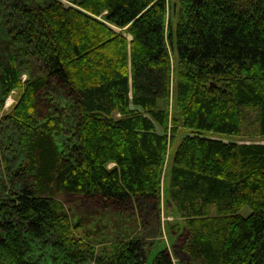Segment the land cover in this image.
Returning <instances> with one entry per match:
<instances>
[{
  "label": "trees",
  "instance_id": "16d2710c",
  "mask_svg": "<svg viewBox=\"0 0 264 264\" xmlns=\"http://www.w3.org/2000/svg\"><path fill=\"white\" fill-rule=\"evenodd\" d=\"M69 1L14 0L5 24L0 108L21 90L1 116L0 264H264V142L219 137L247 123L264 138V0ZM51 77L75 106L72 128L74 112L36 115ZM178 125L189 132L162 177ZM161 185L183 215L187 259L160 248L147 263L137 236L98 250L56 196L121 207Z\"/></svg>",
  "mask_w": 264,
  "mask_h": 264
},
{
  "label": "rangeland",
  "instance_id": "374dc122",
  "mask_svg": "<svg viewBox=\"0 0 264 264\" xmlns=\"http://www.w3.org/2000/svg\"><path fill=\"white\" fill-rule=\"evenodd\" d=\"M1 1L4 2V8L0 10V50L2 48V41H4L3 38L6 36V25L8 26L14 22V16L9 14V12L11 13V10L13 11L14 0ZM62 1L65 4H73L69 0ZM170 1L173 0H168V3H170ZM39 2H44V0H39ZM98 17L100 16L98 15ZM112 27H114L116 30L120 29V27L114 25H112ZM128 38H130V34H128ZM21 77L23 80L30 77L28 68L22 66ZM20 90L21 87L12 89L5 97L3 107L0 108V140L3 135V131L9 130V126H7L5 123L6 120L2 119L1 116L7 110H9L12 104H14L15 100L19 96ZM46 91L47 93L44 91L37 97L39 113L37 112L36 115L39 117L42 116V112L46 111V109H59L66 114L70 113V116L72 114L71 112H74V116L72 115V117L68 120L69 124L67 123L68 126L72 128L70 123L72 125L76 124L77 115L75 112V106L71 105L72 101L70 100L66 88H64L54 77H51L47 83ZM173 93L170 95V101L167 103L169 114L172 112L171 107L173 105ZM170 117L171 116L169 115V118ZM170 126L171 122L169 120L168 130L166 131L169 137L171 136ZM177 128V134L175 135L174 142L171 145V148H167L162 169L163 171L161 173L162 177L164 175L165 166H167L169 162L170 153L173 151L174 147H176L180 138L189 132L188 129L184 128L182 125H178ZM251 128V125L246 123L243 127V131L239 135H219V137H221L223 140L231 139L235 141L264 142V138L246 134ZM11 131L14 132V130ZM68 135L69 133L66 131L63 133V136L58 134L57 139L59 143L62 144L64 139L66 142H68ZM1 149L2 147H0V153ZM7 151L9 152V155H21L20 151H13L10 147L7 148ZM4 165L5 163H1L0 169H3ZM7 182L8 184L10 183L9 181ZM161 184H163V182ZM160 187L161 192L159 198L155 197L149 202L131 199L121 207L111 202H105L99 197H90L76 193L56 192V196L62 200L69 210V213L73 219L75 233H77L79 236H82L84 230L89 231V240L96 246L98 250L104 244H108L111 240H114L117 237L137 236L141 237L145 242L148 256L147 263H150L155 252L160 248H166L175 261L178 259H187V254L181 249L182 243L187 235V231L183 227V215L179 212L169 197L166 196L164 187L162 188V185ZM240 211L243 214H247L249 212V207L243 206ZM77 220L80 225L77 223ZM176 225L178 227H176ZM44 258L45 257L42 259L44 260ZM44 262V264H54L50 259H46ZM84 264H93V262L89 260Z\"/></svg>",
  "mask_w": 264,
  "mask_h": 264
},
{
  "label": "water",
  "instance_id": "95a60500",
  "mask_svg": "<svg viewBox=\"0 0 264 264\" xmlns=\"http://www.w3.org/2000/svg\"><path fill=\"white\" fill-rule=\"evenodd\" d=\"M211 84H213V82Z\"/></svg>",
  "mask_w": 264,
  "mask_h": 264
}]
</instances>
